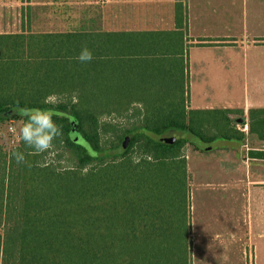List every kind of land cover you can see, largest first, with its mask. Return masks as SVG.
<instances>
[{
    "label": "trees",
    "instance_id": "16d2710c",
    "mask_svg": "<svg viewBox=\"0 0 264 264\" xmlns=\"http://www.w3.org/2000/svg\"><path fill=\"white\" fill-rule=\"evenodd\" d=\"M175 12L186 31L185 0H176ZM169 34L0 32V264H193L183 149H200L185 136L264 147V108L249 111L248 140L231 111L191 109L186 48ZM84 46L94 56L89 63L76 59ZM54 95L74 100L49 102ZM134 105L137 122L103 147L100 118ZM19 107L54 110L62 133L54 145L62 143L72 166L58 169L23 143L1 142L4 123H23ZM73 122L86 144L71 140ZM176 131L184 136L172 144L148 134ZM16 150L25 163H16Z\"/></svg>",
    "mask_w": 264,
    "mask_h": 264
},
{
    "label": "crops",
    "instance_id": "0c3cea01",
    "mask_svg": "<svg viewBox=\"0 0 264 264\" xmlns=\"http://www.w3.org/2000/svg\"><path fill=\"white\" fill-rule=\"evenodd\" d=\"M45 1L37 15L41 25L46 18L58 16L60 10L69 20V31L82 27L86 31H166L172 43H184L188 78L190 70L196 71L198 84H188L191 109L229 110L228 116L233 119L236 113L248 118L251 109L264 108V0H185L186 31L184 24L181 25L183 22L176 19V0ZM50 8L54 9L53 14L49 13ZM77 9H85V13L78 14ZM37 31L53 30L41 27ZM217 95L222 98L217 99ZM238 96L248 97L243 109L238 104ZM243 127L236 128L245 131L247 123ZM244 148L264 149L245 144ZM240 163L247 170L243 189L245 204L241 207L245 235L254 237L257 232L264 238V160L244 158L238 150L218 147L217 264H239L236 257L244 255L237 241L242 231L238 221Z\"/></svg>",
    "mask_w": 264,
    "mask_h": 264
},
{
    "label": "rangeland",
    "instance_id": "374dc122",
    "mask_svg": "<svg viewBox=\"0 0 264 264\" xmlns=\"http://www.w3.org/2000/svg\"><path fill=\"white\" fill-rule=\"evenodd\" d=\"M42 2L45 0H0V32H16L21 29V27L30 26L33 31L41 27L49 28L54 31L62 30L69 31L68 28L71 25L62 16L60 11L57 13L58 16H51V18H46L44 25L38 23L37 15L39 11L44 7ZM40 3V4H39ZM49 3H53L51 0ZM33 6V8H32ZM32 8V10H31ZM34 9V15H32ZM45 10V9H44ZM48 12L47 10H45ZM69 12V11H68ZM79 13H85V9H77ZM49 13H54V9L50 8ZM72 14L75 12L71 11ZM32 15V16H31ZM68 15V14H67ZM29 17V22L27 18ZM70 16H68L69 18ZM33 25H32V21ZM71 19V23H72ZM189 82H194L198 85L196 71L190 70ZM195 74V75H194ZM188 77V70H187ZM195 78V79H194ZM187 84V93H188ZM193 87V86H192ZM60 98V102H67L69 100H74L73 97L69 95H54ZM222 98V96L217 95V99ZM250 99V97H249ZM238 104L241 109L245 108L248 104V97H237ZM137 109H140L139 105H134L129 109L128 112L124 113H113L111 115H103L100 118L101 122V145L103 147H108L111 144L116 143L119 140L120 134L123 129L136 123L137 117L133 115ZM249 117V113L247 115ZM245 118V124L248 118L242 113H236L233 120V124L243 129L242 123L238 122L236 118ZM22 125V121L12 120L4 123L2 125V139L1 142L7 147L16 145L17 143H12V134L8 131L9 128H19ZM239 129V130H240ZM205 131L212 133L213 128H204ZM243 131V130H241ZM246 135V139L250 138L248 135V125L247 129L243 131ZM3 134L8 136V140L5 141ZM70 138L77 144H86L83 137L78 131L77 126L72 123V128L70 132ZM204 140H212L211 137H204ZM58 141V140H57ZM238 149L239 154L245 149L244 144ZM245 145L250 144L246 141ZM62 143L54 145L52 150L44 153H40L41 160L45 163H51L54 167L58 169L67 168L73 165V161L70 160V156L66 152H61ZM217 151L218 148L211 150H196L193 146L187 144L183 149V154L186 157L189 176H190V228L191 236L193 240L192 250H193V264H217ZM60 154H62L60 156ZM132 159H137L140 156L139 151L134 148L130 152ZM242 156V155H241ZM247 170L244 164L240 163L238 166V188H239V215L238 221L240 225V230L238 235L239 247L244 250V255L236 257L239 264H264V238H260L258 233L254 234V237H249L245 235L246 223L243 218L242 208L245 204V192L243 191L244 186L247 183ZM241 208V209H240ZM243 223V225H242ZM194 249L195 252H194ZM240 251L242 249H239ZM196 253V254H195Z\"/></svg>",
    "mask_w": 264,
    "mask_h": 264
},
{
    "label": "clouds",
    "instance_id": "9594fccd",
    "mask_svg": "<svg viewBox=\"0 0 264 264\" xmlns=\"http://www.w3.org/2000/svg\"><path fill=\"white\" fill-rule=\"evenodd\" d=\"M76 59L81 63H89L94 59L92 51L84 46ZM49 102L59 103L60 98L52 96ZM25 119L19 128H9L12 134V143H23L27 148L36 153H44L54 148V141L62 134L59 126L54 121L53 109L39 107L27 108L23 113ZM5 141L8 136L3 134ZM12 156L17 164L26 162L25 153L19 150L13 151Z\"/></svg>",
    "mask_w": 264,
    "mask_h": 264
},
{
    "label": "water",
    "instance_id": "95a60500",
    "mask_svg": "<svg viewBox=\"0 0 264 264\" xmlns=\"http://www.w3.org/2000/svg\"><path fill=\"white\" fill-rule=\"evenodd\" d=\"M15 111L21 115H23V113H24V109H22L20 107L15 108ZM236 120L240 123L245 122L244 117H239L238 119L236 118ZM148 134L150 136L155 137L160 142H163L166 144H172L184 136V134L181 133L180 131H176L169 136H163V137L155 136L151 132H149ZM185 137L190 143H192L195 147H197L200 150H211V149L218 148V147H229V148H233L235 150H238L242 147L241 142H239L237 140H232V139L219 138V139H216V140L211 141V142H205L203 139H201L200 137H197L196 135H194L192 133L186 134ZM131 138H132V134H128L124 138V140L122 142L123 148H126L129 141L131 140ZM241 155H242V157L248 158V159L264 160V149H258V148L244 149L242 151Z\"/></svg>",
    "mask_w": 264,
    "mask_h": 264
}]
</instances>
